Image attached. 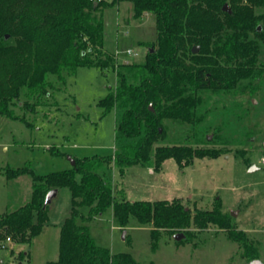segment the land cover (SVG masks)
I'll list each match as a JSON object with an SVG mask.
<instances>
[{
  "label": "trees",
  "instance_id": "16d2710c",
  "mask_svg": "<svg viewBox=\"0 0 264 264\" xmlns=\"http://www.w3.org/2000/svg\"><path fill=\"white\" fill-rule=\"evenodd\" d=\"M123 2L131 4L134 19L146 15L154 19L156 40L141 63H116L103 49L101 13ZM260 8L264 0H0V115L24 122L12 110L21 96L22 105L31 111L29 101L38 104L79 67L110 69L115 88L98 104L103 114L116 112L118 143L110 156L74 158L69 169L45 176L30 174L29 200L0 214V249L5 242L30 245L48 221L45 195L64 187L71 196L70 215L59 229L57 260L45 264H145L128 253L113 254L95 244L88 224L108 208L120 230L133 218L151 226L154 238L160 230L184 231L186 237L190 227L198 231L215 227L244 249L248 261L256 259L248 255L252 251L247 235L233 228L218 209L191 213L177 199L128 201L104 174L114 167L123 177L128 167L136 165L159 171L167 159L182 169L196 158L222 154L225 146L210 147L220 132H213L210 141L207 132L194 143L188 141L187 132L201 128L212 96L235 95L264 83V62L259 61L264 14L256 12ZM195 46L199 49L193 54ZM165 121L185 126L183 142L157 145L166 137ZM27 172L7 169L6 176ZM82 208L88 210L86 215ZM28 258L27 252H21L15 264H28Z\"/></svg>",
  "mask_w": 264,
  "mask_h": 264
},
{
  "label": "rangeland",
  "instance_id": "374dc122",
  "mask_svg": "<svg viewBox=\"0 0 264 264\" xmlns=\"http://www.w3.org/2000/svg\"><path fill=\"white\" fill-rule=\"evenodd\" d=\"M256 12L264 14V8ZM101 18L104 51L113 55L116 63L143 62L150 43L156 40L153 17L146 15L136 20L131 4L123 2L105 8ZM128 50L131 54L126 53ZM259 61L264 62V48ZM115 84V74L110 69L79 67L64 85H56V90L38 104L29 101L33 110L24 108L25 98L21 96L12 110L24 122L0 115V214L29 200L30 174L45 176L71 168L74 158L113 154L118 144L117 115L114 110L103 114L98 103L112 93ZM207 108L201 128L187 132L188 141L203 140L207 132L210 141L213 132H220L219 139L210 144L225 146L219 157L196 158L182 169L173 159L165 160L159 171L131 166L124 177L111 167L104 177L111 181L115 192L124 190L128 201L177 199L191 213L195 209H218L229 217L233 228L247 235L252 251L248 255L264 264V83L247 86L243 93L212 96ZM165 126L166 137L157 145L183 142L181 132L185 126L169 121ZM17 168L28 172L7 178V169ZM70 210V192L59 188L47 206L48 221L40 235L30 245L5 242L0 249V264H15L21 252L28 253V264L56 261L59 229ZM80 211L86 215L88 210ZM88 226L96 245L113 254L128 253L145 264H248L250 258L215 227L200 231L190 227L188 236L180 241L162 230L154 238L151 226L133 218L124 230L117 228L111 208L94 216Z\"/></svg>",
  "mask_w": 264,
  "mask_h": 264
},
{
  "label": "water",
  "instance_id": "95a60500",
  "mask_svg": "<svg viewBox=\"0 0 264 264\" xmlns=\"http://www.w3.org/2000/svg\"><path fill=\"white\" fill-rule=\"evenodd\" d=\"M223 10L224 11H227V12H229V8H228V6L227 5H224L223 6ZM260 29V27H258V30ZM8 37H7V35L5 36V39H7ZM198 47L197 46H195V47H193L192 49H191V52L193 53V54H195V53H197V51H198ZM152 51V49H150V52ZM149 109H151V107L149 106ZM208 139H209V137H208ZM71 164H72V166L74 165V160H71ZM56 193H57V190L56 189H52V190H50L46 195H45V198H44V206L45 205H48L49 203H50V201H51V199L53 198V197H55V195H56ZM184 237V235L182 234V233H176V234H174V239H175V241H180L182 238ZM248 264H263L259 259H253V260H251V261H249L248 262Z\"/></svg>",
  "mask_w": 264,
  "mask_h": 264
},
{
  "label": "crops",
  "instance_id": "0c3cea01",
  "mask_svg": "<svg viewBox=\"0 0 264 264\" xmlns=\"http://www.w3.org/2000/svg\"><path fill=\"white\" fill-rule=\"evenodd\" d=\"M117 172H118V171H117ZM149 172H150V174H151V173L153 174V172H152L151 170H149ZM125 175H126V172H125L124 176H125ZM124 176H123V177H124ZM119 190H121V191L123 192L124 197H126V195H125V191L122 190V189H117L116 191H119ZM131 200L135 201V198H134V199L132 198ZM43 228H44V227H43ZM42 230H43V229H42ZM41 232H42V231H41ZM39 235H40V234H39ZM39 235H38V236H39ZM35 238H36V237H35Z\"/></svg>",
  "mask_w": 264,
  "mask_h": 264
},
{
  "label": "built area",
  "instance_id": "2783aa9c",
  "mask_svg": "<svg viewBox=\"0 0 264 264\" xmlns=\"http://www.w3.org/2000/svg\"><path fill=\"white\" fill-rule=\"evenodd\" d=\"M126 53H127V54H131V51H130V50H128Z\"/></svg>",
  "mask_w": 264,
  "mask_h": 264
}]
</instances>
